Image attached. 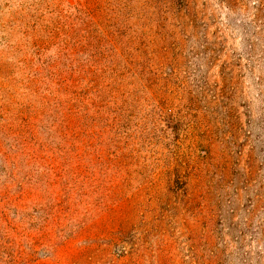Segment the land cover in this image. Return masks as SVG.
Returning <instances> with one entry per match:
<instances>
[{
	"label": "rangeland",
	"instance_id": "374dc122",
	"mask_svg": "<svg viewBox=\"0 0 264 264\" xmlns=\"http://www.w3.org/2000/svg\"><path fill=\"white\" fill-rule=\"evenodd\" d=\"M229 1L0 0V264H264V0ZM46 62L121 67V155L27 160Z\"/></svg>",
	"mask_w": 264,
	"mask_h": 264
},
{
	"label": "trees",
	"instance_id": "16d2710c",
	"mask_svg": "<svg viewBox=\"0 0 264 264\" xmlns=\"http://www.w3.org/2000/svg\"><path fill=\"white\" fill-rule=\"evenodd\" d=\"M230 2L228 0L227 7ZM116 65L46 62L35 67L33 72L32 65L25 66L32 73L27 80V88L41 98L37 105L30 103L26 108H18L15 113L12 111L13 119L19 121V125H11L10 130L21 138L22 153L27 160L50 158L55 161L60 156L79 158L83 154H122V147L115 144L120 140L107 136L110 128L111 131L117 130L107 122L108 102L112 101L107 96L120 93L125 88L122 82L124 74ZM42 86H45V92L41 91ZM113 103L116 104L115 101ZM45 116L51 117L49 127L53 130L52 135L59 138L56 146L43 141L36 129L35 122ZM115 119L119 122L120 116H115ZM112 146L115 150H111ZM53 167L57 165L50 164V168Z\"/></svg>",
	"mask_w": 264,
	"mask_h": 264
}]
</instances>
